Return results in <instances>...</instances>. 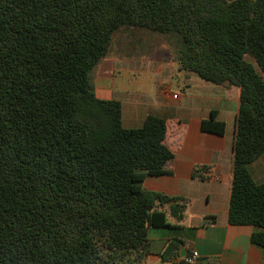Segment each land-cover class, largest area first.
Returning <instances> with one entry per match:
<instances>
[{"label":"trees","instance_id":"trees-1","mask_svg":"<svg viewBox=\"0 0 264 264\" xmlns=\"http://www.w3.org/2000/svg\"><path fill=\"white\" fill-rule=\"evenodd\" d=\"M124 26L175 38L181 71L239 89L228 221L264 247V182L248 169L264 154V0H0V264H143L163 208L183 218L185 200L143 187L172 175L167 121L123 127L89 81ZM201 130L226 125L212 111Z\"/></svg>","mask_w":264,"mask_h":264},{"label":"crops","instance_id":"crops-1","mask_svg":"<svg viewBox=\"0 0 264 264\" xmlns=\"http://www.w3.org/2000/svg\"><path fill=\"white\" fill-rule=\"evenodd\" d=\"M177 68L185 78L178 83L180 95L171 92L177 85L173 80ZM191 77L179 69L176 59H118L109 54L89 73L97 98L121 103L123 127L140 128L150 115L167 121V143L175 157L166 168L172 175L148 176L143 187L180 197L186 208L181 220L170 214L169 206L163 208L170 226L149 229L143 264L177 263L193 251L199 253L197 264H264V247L251 241L259 228L228 221L240 91L204 80L193 82ZM212 111L226 125L223 136L201 130L202 120ZM199 167L206 169L204 179L194 175ZM248 169L257 183L264 182V154ZM173 239L180 241V256L163 261L161 253Z\"/></svg>","mask_w":264,"mask_h":264},{"label":"rangeland","instance_id":"rangeland-1","mask_svg":"<svg viewBox=\"0 0 264 264\" xmlns=\"http://www.w3.org/2000/svg\"><path fill=\"white\" fill-rule=\"evenodd\" d=\"M131 45V46H128ZM177 40L175 38L167 37L161 33H154L144 29H134L128 26L120 28L113 36L112 45L109 50V55L121 59L127 58H146L151 57L154 59H176L177 60ZM256 68L258 69L255 61L252 58H248ZM264 79V72H261ZM190 75V73H188ZM191 80H202L197 75L191 74ZM153 80H155L153 78ZM173 80L177 81L173 84L172 93L182 94L179 85H182V78L177 72L173 74ZM179 83V85H178Z\"/></svg>","mask_w":264,"mask_h":264},{"label":"built area","instance_id":"built-area-1","mask_svg":"<svg viewBox=\"0 0 264 264\" xmlns=\"http://www.w3.org/2000/svg\"><path fill=\"white\" fill-rule=\"evenodd\" d=\"M183 259L187 264H197L199 260V253L197 251H193L190 255L185 256Z\"/></svg>","mask_w":264,"mask_h":264}]
</instances>
